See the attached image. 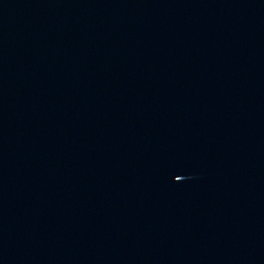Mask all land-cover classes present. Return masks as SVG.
Masks as SVG:
<instances>
[{
    "label": "water",
    "instance_id": "95a60500",
    "mask_svg": "<svg viewBox=\"0 0 264 264\" xmlns=\"http://www.w3.org/2000/svg\"><path fill=\"white\" fill-rule=\"evenodd\" d=\"M0 264H264V0H0Z\"/></svg>",
    "mask_w": 264,
    "mask_h": 264
}]
</instances>
